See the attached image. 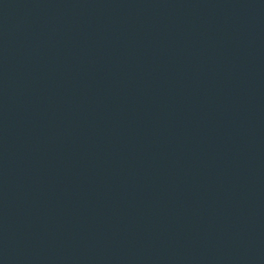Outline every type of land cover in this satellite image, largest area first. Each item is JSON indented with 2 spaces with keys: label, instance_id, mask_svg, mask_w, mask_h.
Here are the masks:
<instances>
[{
  "label": "water",
  "instance_id": "1",
  "mask_svg": "<svg viewBox=\"0 0 264 264\" xmlns=\"http://www.w3.org/2000/svg\"><path fill=\"white\" fill-rule=\"evenodd\" d=\"M0 264H264V0H0Z\"/></svg>",
  "mask_w": 264,
  "mask_h": 264
}]
</instances>
